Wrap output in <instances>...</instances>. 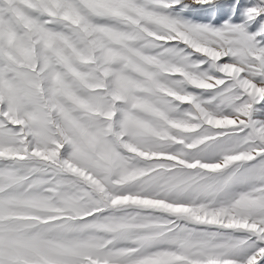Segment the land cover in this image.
<instances>
[{
    "label": "snow or ice",
    "instance_id": "obj_1",
    "mask_svg": "<svg viewBox=\"0 0 264 264\" xmlns=\"http://www.w3.org/2000/svg\"><path fill=\"white\" fill-rule=\"evenodd\" d=\"M0 264H264V0H0Z\"/></svg>",
    "mask_w": 264,
    "mask_h": 264
}]
</instances>
